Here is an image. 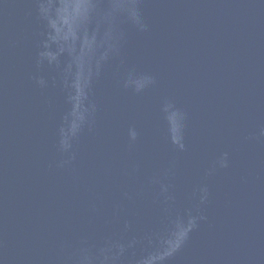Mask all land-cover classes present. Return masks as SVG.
I'll return each instance as SVG.
<instances>
[{
	"label": "water",
	"instance_id": "water-1",
	"mask_svg": "<svg viewBox=\"0 0 264 264\" xmlns=\"http://www.w3.org/2000/svg\"><path fill=\"white\" fill-rule=\"evenodd\" d=\"M42 2L0 0V264H101L107 249L139 264L189 213L204 219L167 264H264V0H139L144 31L96 0L106 55L64 167L67 57L41 62L56 50Z\"/></svg>",
	"mask_w": 264,
	"mask_h": 264
},
{
	"label": "clouds",
	"instance_id": "clouds-1",
	"mask_svg": "<svg viewBox=\"0 0 264 264\" xmlns=\"http://www.w3.org/2000/svg\"><path fill=\"white\" fill-rule=\"evenodd\" d=\"M138 4L139 0H112L110 11L101 19L113 24L114 17L124 12L141 31H144L147 26L141 18ZM97 9L96 0H44L39 5L40 16L49 23L50 39L56 45L55 51L41 52V62L47 60L50 65L55 64L60 67V57H67V63L62 72L70 111L64 117L65 126L60 129L58 147L68 158L59 162L60 167L69 165L75 160V153L72 151L73 141L78 137L84 125L89 122L91 114L95 112V105L87 103L89 90L93 78L100 73L101 61L106 55V53L99 52L95 45L96 37L87 27L89 19L96 14ZM109 38L112 41L111 50H117L118 37L114 30L109 33ZM37 82L41 87L46 86V81L43 79ZM260 135L264 136V129L261 130ZM130 136L135 141L136 131L131 130ZM173 143L181 151L185 149L183 139L180 142L173 139ZM228 166L229 155L224 153L215 161L209 175L213 174L217 168L226 169ZM162 190L167 193V186H163ZM207 199L208 188L204 186L200 189V203H205ZM202 219H204L203 216H193L191 213L187 218L180 216L174 219L167 234L160 238L159 246L144 256L139 264H167V261L185 246L190 234L197 227L198 221ZM117 247L122 255L124 247ZM109 252L111 249L102 253L101 264H108L109 261L119 258L109 255ZM93 259L85 251L80 257V264H93ZM95 259L99 260L100 258L96 257Z\"/></svg>",
	"mask_w": 264,
	"mask_h": 264
}]
</instances>
